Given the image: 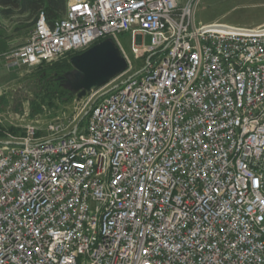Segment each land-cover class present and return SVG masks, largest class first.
I'll return each instance as SVG.
<instances>
[{
    "label": "built area",
    "instance_id": "obj_1",
    "mask_svg": "<svg viewBox=\"0 0 264 264\" xmlns=\"http://www.w3.org/2000/svg\"><path fill=\"white\" fill-rule=\"evenodd\" d=\"M198 2L72 0L71 20L43 13L0 54L33 68L112 34L128 64L72 120L0 139V264H264V71L247 70L264 61V25H197ZM158 54L173 58L167 72ZM137 72L149 79L127 85ZM110 88L119 96L104 100ZM88 159L97 172L82 187Z\"/></svg>",
    "mask_w": 264,
    "mask_h": 264
},
{
    "label": "rangeland",
    "instance_id": "obj_2",
    "mask_svg": "<svg viewBox=\"0 0 264 264\" xmlns=\"http://www.w3.org/2000/svg\"><path fill=\"white\" fill-rule=\"evenodd\" d=\"M195 22L197 25L225 23L240 27H258L264 25V0H199ZM34 25V20H28L24 15L6 17L0 13V54L26 43ZM143 41L148 46L152 37L146 35ZM134 42L139 43L140 36L136 39L131 33L121 36L126 53L134 66L139 68L144 53ZM73 55L75 53H67L37 67L17 69L9 68L6 60L0 57V139L19 134L24 125L33 120L38 121L41 128H45L58 116L72 120L76 113L83 110L87 102L86 96L78 100L75 94H53L46 83L53 78H47L41 73L45 66L67 60L70 62ZM154 60H158V57ZM86 110L88 107L78 119ZM83 124H86V118Z\"/></svg>",
    "mask_w": 264,
    "mask_h": 264
},
{
    "label": "water",
    "instance_id": "obj_3",
    "mask_svg": "<svg viewBox=\"0 0 264 264\" xmlns=\"http://www.w3.org/2000/svg\"><path fill=\"white\" fill-rule=\"evenodd\" d=\"M72 69L57 77L63 87L81 100L123 73L127 61L113 38H105L71 56Z\"/></svg>",
    "mask_w": 264,
    "mask_h": 264
},
{
    "label": "bare ground",
    "instance_id": "obj_4",
    "mask_svg": "<svg viewBox=\"0 0 264 264\" xmlns=\"http://www.w3.org/2000/svg\"><path fill=\"white\" fill-rule=\"evenodd\" d=\"M119 1H130V0H119ZM72 0H68L67 10L63 15V20H71L73 18V9H71ZM44 11L39 13V16L35 23H41L42 14ZM35 29V25L34 28ZM111 37L112 34H100L93 39H88L86 42V47H82L81 52L85 51L95 43ZM79 52V53H81ZM155 57H158V60H154ZM153 58V68L159 69L160 72H167L168 66L173 65V58L163 54H158ZM247 70H251L254 72H262L264 71V61L262 62H247ZM149 79V72H137L136 76H129L127 78V85H136L137 80H146ZM119 96V88H110L108 91L104 93V100H114ZM94 108H101V101H94ZM62 154L66 155H74V146H64L62 147ZM88 168L90 171H87L82 178V187H89L91 184H94L95 172H97V159H88ZM84 209V198L75 199V206L71 214V221H78L81 219L82 213Z\"/></svg>",
    "mask_w": 264,
    "mask_h": 264
},
{
    "label": "trees",
    "instance_id": "obj_5",
    "mask_svg": "<svg viewBox=\"0 0 264 264\" xmlns=\"http://www.w3.org/2000/svg\"><path fill=\"white\" fill-rule=\"evenodd\" d=\"M67 3L68 0H0V13L6 17L21 14L28 20H34L35 24L39 13L44 11L47 20L53 22L65 14ZM71 68L72 66L67 60L45 66L42 69L43 75L53 78L46 81L53 94L58 93V96L64 93L71 94L57 79L58 76L63 75Z\"/></svg>",
    "mask_w": 264,
    "mask_h": 264
}]
</instances>
